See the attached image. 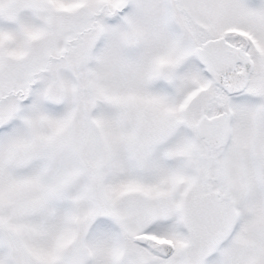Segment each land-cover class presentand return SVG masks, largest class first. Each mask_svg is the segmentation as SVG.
I'll use <instances>...</instances> for the list:
<instances>
[{"label":"snow or ice","instance_id":"snow-or-ice-1","mask_svg":"<svg viewBox=\"0 0 264 264\" xmlns=\"http://www.w3.org/2000/svg\"><path fill=\"white\" fill-rule=\"evenodd\" d=\"M0 264H264V0H0Z\"/></svg>","mask_w":264,"mask_h":264}]
</instances>
